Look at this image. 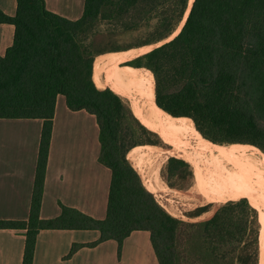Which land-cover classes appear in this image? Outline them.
<instances>
[{"label": "trees", "instance_id": "1", "mask_svg": "<svg viewBox=\"0 0 264 264\" xmlns=\"http://www.w3.org/2000/svg\"><path fill=\"white\" fill-rule=\"evenodd\" d=\"M16 3L14 16L0 10V24L14 27L13 43L0 56V119L42 121L28 218L0 220V229L23 231L22 264L33 263L42 230L99 233L93 243L72 245L68 257L110 240L117 243L119 257L123 241L132 232L145 231L158 264H260L259 212L248 198L234 192L205 221L171 217L128 160L143 162L154 148L138 156L134 147L159 145L152 137L172 148L175 132L159 116L146 118L110 87H95L105 86L92 75L97 56L129 51L96 48L100 38L136 32L144 35L133 47L158 44L176 32L189 0H84L76 21L49 12L44 0ZM101 25L108 31H99ZM112 74L130 83L188 136L189 154L183 160L169 157L161 169L169 187L194 181L189 165L212 145H243L264 154V0H194L177 36L115 66ZM57 96L64 97L70 111L83 110L96 119L98 161L111 176L102 220L61 204L58 217L39 216ZM211 208L199 207L193 216Z\"/></svg>", "mask_w": 264, "mask_h": 264}, {"label": "crops", "instance_id": "2", "mask_svg": "<svg viewBox=\"0 0 264 264\" xmlns=\"http://www.w3.org/2000/svg\"><path fill=\"white\" fill-rule=\"evenodd\" d=\"M46 9L70 21L78 20L84 0H44ZM16 0H0L7 16L16 13ZM14 27L0 24V56L12 45ZM42 121L0 119V220L28 218ZM96 119L87 112L70 111L57 96L39 216L60 215L59 204L91 218L106 214L110 171L98 161L100 143ZM207 198V197H206ZM99 238L97 231L42 230L36 237L32 264H158L149 233L132 232L122 243L106 241L82 247L69 255L72 245ZM23 231L0 229V264H22Z\"/></svg>", "mask_w": 264, "mask_h": 264}, {"label": "rangeland", "instance_id": "3", "mask_svg": "<svg viewBox=\"0 0 264 264\" xmlns=\"http://www.w3.org/2000/svg\"><path fill=\"white\" fill-rule=\"evenodd\" d=\"M98 28H99V31L106 32V31H108L107 28H109V27L105 26V25H101L100 27L98 26ZM143 35H144L143 33H136V32L135 33H126V34H107V35H105V37L100 38L95 43V47L100 48V47L119 46L123 49L128 48L129 51L133 50V49H137V48L147 47V46L133 47V45H136L137 42H139L143 39ZM89 42H90V40H89ZM163 42L164 41H162V43ZM160 44H161V42H160ZM158 45H159V43L154 44V45H149V46H153V48H154ZM130 47H133V48H130ZM152 49H148V50H146V52H148ZM123 52H127V51H123ZM110 53H117V52H110ZM110 53L109 52L104 53V54H101L97 57H100V59H104ZM97 57H95V59ZM95 59H94V61H95ZM127 62H129V61H127ZM113 68H110V69L106 70L104 73L100 74V79H101L102 83L105 82V78H106L105 75H108V77L106 79H110L116 75V74L115 75L112 74ZM92 75H93V71H92ZM95 87L99 91H104L106 89L110 90V88H108V86L98 87L95 85ZM118 96L121 97L123 100H125L129 104V106L131 105L130 101L126 97L122 96L120 93H118ZM131 106L138 109L141 113H143V115L146 118H153V119L158 120V117L154 112L149 111V110H147L141 106H136V105H131ZM152 139H154L156 141H160L159 142L160 144L159 145H153V146L152 145H139V146L134 147L136 155H138V156L141 153H143L144 151H146L148 148H154L152 150L153 155L151 156L150 160H144L141 163H137L136 161H130L127 159L129 161V163L131 164V166L133 167V169L139 175L143 187L149 193L152 194L157 205H159L167 214H169L171 217H173L177 220H181L183 222L193 223V222L205 221L208 218H210L213 215L215 208L218 205L224 203V202H218L221 200L220 192L218 189L213 190L212 193H210L211 196L208 200L209 202H207L197 192L196 184L200 181L201 174L205 170L211 168L212 165H216L221 160L225 159L228 151H231L234 148V147H232L233 145H231V146L230 145H228V146L212 145V146L206 148L197 156L195 161H192V165L188 164L190 166V169L192 170L193 175H194L193 176L194 181H192L189 185H187L184 182L179 181V182H177L178 186L169 187L167 185V183L165 182L164 178H162V176H161V169L164 167V165H165V163L169 157H175L177 159H181L179 157L180 154L177 153L176 151H171L172 148L170 146L166 145L161 140V138L159 136H158V138L152 137ZM168 151H170V152H168ZM181 160H183V159H181ZM155 161H157V162H155ZM158 171H159V173H158ZM152 182H153V184H152ZM208 204H212V208L210 209V211L202 214L199 217L193 216V212L195 211V209H197L199 207L206 206ZM262 239H263V247H262V251L260 249L261 254H262L260 264H264V238L262 237ZM258 246H259V242H258Z\"/></svg>", "mask_w": 264, "mask_h": 264}, {"label": "bare ground", "instance_id": "4", "mask_svg": "<svg viewBox=\"0 0 264 264\" xmlns=\"http://www.w3.org/2000/svg\"><path fill=\"white\" fill-rule=\"evenodd\" d=\"M192 2L193 0H189L190 5ZM179 29L169 39L173 38ZM152 48L153 46L137 48L123 53L110 54L104 59H100L93 74L94 81L98 85L110 87L117 94L120 93L130 101L131 105L141 106L152 111L168 122L176 135V142L171 151H176L180 154L179 157H184L190 151L189 138L170 116L160 110L152 101L141 96L130 83L116 78H105V82L102 83L100 79V74L106 70L132 60ZM232 147L234 148L228 151L225 159L212 165L201 174L200 181L196 184L197 192L206 199L213 190L218 189L221 196V200L218 202H226L236 191L244 194L250 204L259 211L261 235L264 238V154L243 145H233ZM152 155L153 152L145 160H150Z\"/></svg>", "mask_w": 264, "mask_h": 264}, {"label": "water", "instance_id": "5", "mask_svg": "<svg viewBox=\"0 0 264 264\" xmlns=\"http://www.w3.org/2000/svg\"><path fill=\"white\" fill-rule=\"evenodd\" d=\"M193 2H194V0H193ZM193 2H192V4H193ZM192 4L190 5V3H189V6H188V9H187V12H186V14H185V17H184L182 23L180 24L181 27H180V26L178 27V28H180L179 31H178V33L180 32V30H181V28H182V26H183V24H184V22H185V20H186V18H187V16H188V14H189V11H190V8H191ZM177 30H178V29H177ZM177 30H176V31H177ZM178 33H177V34H178ZM177 34H176L175 36H177ZM175 36H174V37H175ZM170 37H171V36H170ZM170 37H169V38H170ZM174 37H173V38H174ZM169 38H168L167 40H165L163 43H162V42H161V44L159 43V45L156 46V47H154L153 49H155V48L161 46L162 44H165V43H167V42H169V41H171V40L173 39V38H171V39H169ZM153 49H152V50H153ZM150 51H151V50H150ZM150 51H148V52H150ZM146 53H147V52H146ZM144 54H145V53H144Z\"/></svg>", "mask_w": 264, "mask_h": 264}]
</instances>
